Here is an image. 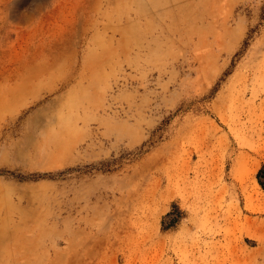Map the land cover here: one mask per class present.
<instances>
[{
    "label": "rangeland",
    "instance_id": "obj_1",
    "mask_svg": "<svg viewBox=\"0 0 264 264\" xmlns=\"http://www.w3.org/2000/svg\"><path fill=\"white\" fill-rule=\"evenodd\" d=\"M156 7L150 53L44 110L53 142L24 140L53 96L5 123L0 264H264V0Z\"/></svg>",
    "mask_w": 264,
    "mask_h": 264
},
{
    "label": "bare ground",
    "instance_id": "obj_2",
    "mask_svg": "<svg viewBox=\"0 0 264 264\" xmlns=\"http://www.w3.org/2000/svg\"><path fill=\"white\" fill-rule=\"evenodd\" d=\"M158 1L0 0V137L8 120L53 96L26 118L24 137L53 142L58 120L44 110L69 94L67 85L87 79L97 94L107 71L142 48L150 53L152 11L166 8Z\"/></svg>",
    "mask_w": 264,
    "mask_h": 264
},
{
    "label": "trees",
    "instance_id": "obj_3",
    "mask_svg": "<svg viewBox=\"0 0 264 264\" xmlns=\"http://www.w3.org/2000/svg\"><path fill=\"white\" fill-rule=\"evenodd\" d=\"M257 180L262 189H264V166L257 173Z\"/></svg>",
    "mask_w": 264,
    "mask_h": 264
}]
</instances>
